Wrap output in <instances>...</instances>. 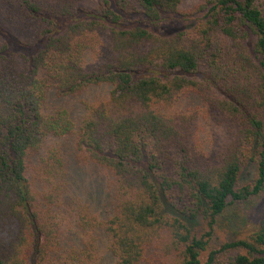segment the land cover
Listing matches in <instances>:
<instances>
[{"label":"trees","instance_id":"obj_1","mask_svg":"<svg viewBox=\"0 0 264 264\" xmlns=\"http://www.w3.org/2000/svg\"><path fill=\"white\" fill-rule=\"evenodd\" d=\"M85 1L0 0V264H264V214L213 243L228 209L264 194V0L186 14L182 0ZM180 14L187 28L156 32ZM101 85L79 117L47 107ZM61 141L102 170L101 215L71 194ZM68 220L82 238L64 252Z\"/></svg>","mask_w":264,"mask_h":264},{"label":"rangeland","instance_id":"obj_2","mask_svg":"<svg viewBox=\"0 0 264 264\" xmlns=\"http://www.w3.org/2000/svg\"><path fill=\"white\" fill-rule=\"evenodd\" d=\"M199 3V0H182L180 13L186 14ZM96 6V0H87L82 3L80 9L91 10ZM169 18V21L161 26L156 32L162 34H170L179 30H183L190 25V19L194 14ZM130 24H144L137 16H129ZM148 28V27H146ZM150 29V28H148ZM9 32V31H8ZM12 32V33H11ZM9 34L15 36L13 31ZM1 40V38H0ZM109 86L101 85L91 87L88 91L78 97H57L54 92H51L48 97L47 107L50 110L56 108H66L70 110L75 118L80 116L82 112V101L96 102L105 100L109 91ZM64 149L70 154V183L72 187L71 194L82 197L88 202L97 214L101 215L109 207V195L105 188V177L102 170L94 165L79 166L74 159V151L70 141H61ZM254 176L253 166H248L244 169L241 177V185L252 182ZM264 214V194L260 197H255L243 205L234 206L228 209L225 214L219 219L215 229L213 243L218 244L224 241H230L235 238H243L254 232ZM191 229L200 228L199 221L190 222ZM82 234L77 229L76 225L69 222L63 227L61 233L62 249L66 252L69 249H74L81 243ZM100 251L99 257L102 261H109L110 257L106 249V239L100 235Z\"/></svg>","mask_w":264,"mask_h":264}]
</instances>
